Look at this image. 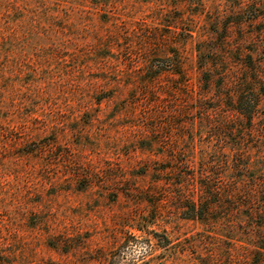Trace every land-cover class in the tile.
<instances>
[{
    "label": "rangeland",
    "instance_id": "rangeland-1",
    "mask_svg": "<svg viewBox=\"0 0 264 264\" xmlns=\"http://www.w3.org/2000/svg\"><path fill=\"white\" fill-rule=\"evenodd\" d=\"M249 2L0 0V264H199L223 250L173 208L170 182L206 145L243 149L259 165L246 175L264 181V108L253 131L228 122L196 65L201 45L230 83L244 70L235 51L264 61V15L215 39ZM147 211L150 232L132 230ZM222 254L253 263L237 244Z\"/></svg>",
    "mask_w": 264,
    "mask_h": 264
},
{
    "label": "trees",
    "instance_id": "trees-1",
    "mask_svg": "<svg viewBox=\"0 0 264 264\" xmlns=\"http://www.w3.org/2000/svg\"><path fill=\"white\" fill-rule=\"evenodd\" d=\"M236 9L238 10L235 13L239 11L238 16L241 17H237L238 21H229L222 27L220 37L215 38L220 40V43H225L224 41L229 39V32L233 27L243 28L247 23L259 21L264 15V11L259 13L264 10V6H259L251 0ZM196 50L199 53L196 65L205 80L203 97L212 93V90H219L223 100L222 106L227 108L223 114L227 121L231 122L233 115L235 121L240 120V125L246 129L245 131H253L264 108V61L256 65L253 61L255 53L252 49L242 53L235 51L234 58H237L238 65L244 70L242 76L231 78L229 83L227 75L231 73V68L228 67L215 75V65H212L209 56L203 55L205 52L203 47L197 45ZM183 64V61L175 59L170 70L180 76ZM209 73L217 78V82L213 81ZM221 89L226 91L221 92ZM223 127L224 132L227 133H236L238 130V127H230L228 123ZM202 147L205 149L200 155L193 150L188 158L181 161L187 164L191 171L181 174L180 181L175 184L170 182L176 188L171 192L176 201L173 208L178 211L181 218L199 223L203 230L209 233V244L223 246V250L216 249L208 253L206 261L202 257H197L199 264L219 263L224 256L222 251L226 247L230 248L231 244L249 248L252 264H264V221L262 224L258 223V219L264 220V198L260 199V196H264V185H262L264 181L259 183L257 176H248L245 173L248 170L258 169L259 165H255L243 149L238 147L234 150L231 148L217 150L209 148L208 145ZM219 168L224 170L219 173L217 171ZM217 172L223 178L221 183L215 178ZM160 180L165 182L163 179ZM146 201L152 202L147 198ZM256 201L262 202L260 208L256 207ZM226 214L231 216L232 220L226 219ZM150 218L149 211L143 217L134 214L128 220V226L132 230L150 232L149 227L156 224L155 221H150ZM125 236L124 238L129 241L128 235ZM132 236L134 238V235ZM153 236L157 244L162 243V248L172 247L171 239L165 237L161 240L158 236ZM205 238L203 237L202 240ZM227 244L230 246H226ZM197 248H200L199 244ZM104 260V264H114L111 259Z\"/></svg>",
    "mask_w": 264,
    "mask_h": 264
}]
</instances>
